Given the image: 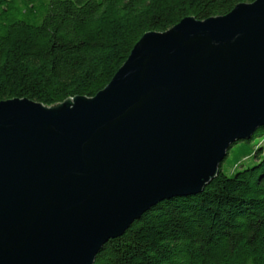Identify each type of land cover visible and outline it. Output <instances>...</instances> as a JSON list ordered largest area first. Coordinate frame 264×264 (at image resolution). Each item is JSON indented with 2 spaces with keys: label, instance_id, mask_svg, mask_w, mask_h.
<instances>
[{
  "label": "water",
  "instance_id": "1",
  "mask_svg": "<svg viewBox=\"0 0 264 264\" xmlns=\"http://www.w3.org/2000/svg\"><path fill=\"white\" fill-rule=\"evenodd\" d=\"M264 126V0L142 35L92 97L0 101V264H92Z\"/></svg>",
  "mask_w": 264,
  "mask_h": 264
},
{
  "label": "trees",
  "instance_id": "2",
  "mask_svg": "<svg viewBox=\"0 0 264 264\" xmlns=\"http://www.w3.org/2000/svg\"><path fill=\"white\" fill-rule=\"evenodd\" d=\"M254 0H0V101L51 106L103 89L143 34ZM201 192L163 200L92 264H264V126Z\"/></svg>",
  "mask_w": 264,
  "mask_h": 264
},
{
  "label": "rangeland",
  "instance_id": "3",
  "mask_svg": "<svg viewBox=\"0 0 264 264\" xmlns=\"http://www.w3.org/2000/svg\"><path fill=\"white\" fill-rule=\"evenodd\" d=\"M261 138H254L251 142H244V141H238L234 143L230 149L228 150L226 158L221 163V169L226 174L230 175L233 171V166L235 163H240L243 160V156L241 152L239 151L240 148H245V153L248 155H253L254 153V147H253V141H259ZM243 165L246 166L252 162H254V157H251V159L242 161Z\"/></svg>",
  "mask_w": 264,
  "mask_h": 264
}]
</instances>
